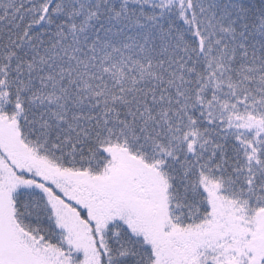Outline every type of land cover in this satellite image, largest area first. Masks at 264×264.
Masks as SVG:
<instances>
[{"label": "snow or ice", "instance_id": "obj_1", "mask_svg": "<svg viewBox=\"0 0 264 264\" xmlns=\"http://www.w3.org/2000/svg\"><path fill=\"white\" fill-rule=\"evenodd\" d=\"M0 264H264V0H0Z\"/></svg>", "mask_w": 264, "mask_h": 264}]
</instances>
